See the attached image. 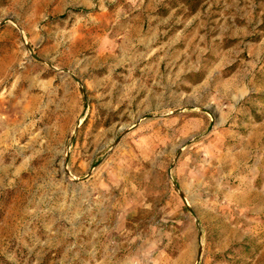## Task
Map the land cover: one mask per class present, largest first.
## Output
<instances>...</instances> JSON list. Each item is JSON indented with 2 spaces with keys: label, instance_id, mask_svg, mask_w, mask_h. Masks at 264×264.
<instances>
[{
  "label": "rangeland",
  "instance_id": "obj_1",
  "mask_svg": "<svg viewBox=\"0 0 264 264\" xmlns=\"http://www.w3.org/2000/svg\"><path fill=\"white\" fill-rule=\"evenodd\" d=\"M0 264H264V0H0Z\"/></svg>",
  "mask_w": 264,
  "mask_h": 264
},
{
  "label": "crops",
  "instance_id": "obj_2",
  "mask_svg": "<svg viewBox=\"0 0 264 264\" xmlns=\"http://www.w3.org/2000/svg\"><path fill=\"white\" fill-rule=\"evenodd\" d=\"M14 106V105H13Z\"/></svg>",
  "mask_w": 264,
  "mask_h": 264
}]
</instances>
